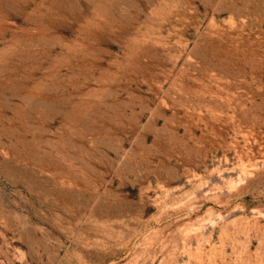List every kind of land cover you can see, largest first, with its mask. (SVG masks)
Segmentation results:
<instances>
[{"label": "rangeland", "instance_id": "1", "mask_svg": "<svg viewBox=\"0 0 264 264\" xmlns=\"http://www.w3.org/2000/svg\"><path fill=\"white\" fill-rule=\"evenodd\" d=\"M0 264H264V0H0Z\"/></svg>", "mask_w": 264, "mask_h": 264}]
</instances>
